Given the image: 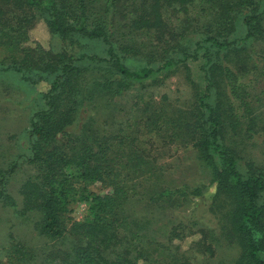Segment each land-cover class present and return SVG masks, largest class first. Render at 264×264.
Listing matches in <instances>:
<instances>
[{"label": "trees", "instance_id": "trees-1", "mask_svg": "<svg viewBox=\"0 0 264 264\" xmlns=\"http://www.w3.org/2000/svg\"><path fill=\"white\" fill-rule=\"evenodd\" d=\"M39 20L62 49L23 45ZM7 71L50 86L20 158L34 170L19 189L21 210L7 189L20 160L0 170V203L39 216L41 236L68 244L50 251L49 264H192L191 251L214 256L221 240L238 252L228 264H264V151L251 152L264 137V0H0ZM179 74L192 87L188 100L157 93ZM126 95L132 102L114 132L95 129L91 116L81 127L84 115ZM149 140L194 149L210 172L216 227L199 228L188 250L182 225L168 223L167 244L136 232L141 203L180 208L208 195L205 185L166 179ZM96 184L109 192L95 193ZM78 203L87 205L80 221L69 216ZM10 254L30 257L20 243Z\"/></svg>", "mask_w": 264, "mask_h": 264}, {"label": "rangeland", "instance_id": "rangeland-1", "mask_svg": "<svg viewBox=\"0 0 264 264\" xmlns=\"http://www.w3.org/2000/svg\"><path fill=\"white\" fill-rule=\"evenodd\" d=\"M171 23H178L174 16H171ZM241 36V34H239ZM27 41L23 45L27 48L41 46L46 50L58 51L62 49V40L53 36L44 20H39L33 29L28 32ZM92 48L94 46H91ZM224 53L221 54V57ZM195 76L196 65H191ZM233 68V66H230ZM194 76V77H195ZM50 86L46 82L32 85L23 81L21 76L15 72L7 71L0 73V170L7 169L12 163L20 160V167L11 177L8 183V191L16 200L19 209H22V198L19 194L21 185L34 174V170L27 164H21L22 155L28 153L27 132L30 126L31 116L42 109L39 100L41 93L47 92ZM264 88H258V92ZM192 87L185 81V75L179 74L157 89L158 94H168L174 101L180 99L181 102L191 97ZM134 90L130 94H133ZM133 95H126L110 104L108 108H103L84 115L81 118V127L91 116L94 128L110 134L117 129L119 121L126 116L130 108ZM259 114L264 118V103L259 108ZM256 147L251 148L252 154L262 159L264 151V137H256ZM152 142L158 150L152 153L153 156L161 157L159 164L166 166V179L171 180L176 186L182 184L205 185L208 188V195L205 199L195 200L180 208H172L168 204L141 203L139 208L144 209L146 217L137 226L136 232L139 235H149L158 239L161 243L167 244L168 235L164 233L166 227L170 230L173 226L182 225L186 228L190 238L181 243L183 250H188L192 242L198 240L200 235L196 231L206 225L215 228L216 222L209 214L208 207L215 189L211 187V176L209 170L199 160L197 152L192 148H182L177 145L163 148L158 141ZM97 194H106L109 189L106 185L96 184L91 187ZM87 213V205L78 203L71 206L69 216L75 220H83ZM154 215L158 219L146 224V218ZM39 221V216L29 214L22 216L11 207L3 206L0 203V261L4 264H25L20 263L11 256L10 251L14 244L20 243L27 250L30 256L26 264H49L47 256L52 249L62 250L68 246L62 242H52L48 238L41 236L35 229V224ZM189 258L192 264H228L238 255L237 250L227 241L221 240L218 244L214 256L202 255L191 251ZM163 256V255H162Z\"/></svg>", "mask_w": 264, "mask_h": 264}]
</instances>
